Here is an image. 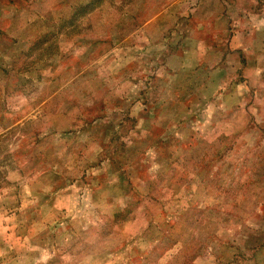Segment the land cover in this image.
<instances>
[{"label":"clouds","instance_id":"1","mask_svg":"<svg viewBox=\"0 0 264 264\" xmlns=\"http://www.w3.org/2000/svg\"><path fill=\"white\" fill-rule=\"evenodd\" d=\"M0 264H264V0H0Z\"/></svg>","mask_w":264,"mask_h":264}]
</instances>
